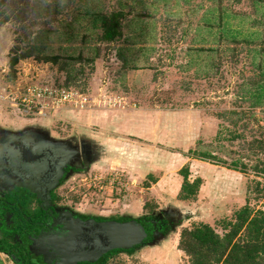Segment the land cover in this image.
Instances as JSON below:
<instances>
[{
	"label": "rangeland",
	"instance_id": "1",
	"mask_svg": "<svg viewBox=\"0 0 264 264\" xmlns=\"http://www.w3.org/2000/svg\"><path fill=\"white\" fill-rule=\"evenodd\" d=\"M261 1L8 0L2 5L4 16L12 19L0 23V133L33 130L85 155L89 170L69 177L61 191L62 203L75 211L115 222L137 221L152 211L155 220L168 221L166 236L160 232L132 255L120 254L109 264H189L176 245L181 230L205 224L221 235L223 224L246 204L264 212V201L255 192V183L264 190V177L186 157L191 150L217 146V113L247 106L237 99L240 87L259 67L264 70ZM119 11L125 15L123 35L130 45L98 43L94 34L83 48L80 37L93 30L77 17ZM147 13L152 17L143 25L137 16ZM40 30L49 32L42 45L63 57L82 51L85 60L94 55L92 48L99 49L93 64L76 63L84 73L71 82L73 90L86 95L85 110L62 108L33 118L6 101L17 87L55 88L67 82L56 66L32 59L20 61L11 74V50H28ZM231 38L252 42L231 44ZM140 44L155 50L148 59L153 71L123 73L117 52ZM198 46L217 50L216 57L185 55ZM220 144L223 150L239 149L237 143ZM214 152L228 159L221 150ZM185 166L189 180L201 179V186L194 200L183 202L178 200L179 171Z\"/></svg>",
	"mask_w": 264,
	"mask_h": 264
},
{
	"label": "trees",
	"instance_id": "2",
	"mask_svg": "<svg viewBox=\"0 0 264 264\" xmlns=\"http://www.w3.org/2000/svg\"><path fill=\"white\" fill-rule=\"evenodd\" d=\"M8 0H0V23L9 22L12 17L4 16L6 13L2 11V5ZM264 4V0L261 1ZM150 15V16H148ZM124 13L110 12V13H96L82 14V18L77 17V21H87L85 24L87 28L90 27L92 32H86L80 37L82 47H87V37L95 34L98 43L103 44H119L121 46H129L130 40L128 36L123 35L122 21L124 20ZM151 14L147 13L143 16L139 15L137 18L141 20L143 25L148 23ZM18 19V18H17ZM19 21V19L17 20ZM208 25V26H206ZM204 29L210 32L211 25L206 23ZM215 26V25H214ZM154 33V32H153ZM49 35L48 31H39L36 33L32 45L25 52H19L15 47L11 50L9 56V70L12 75L15 74V67L20 61L32 59L41 64H50L56 66L60 72H63L67 77V82L64 85H55V88L65 90L75 89L73 81H76L78 76L83 75V68H77L76 63H81L84 60L83 52L80 51L77 56H61L54 54L48 46H43V38ZM72 34H69L71 37ZM154 35V34H153ZM145 37H149L146 35ZM222 32L219 31V40L221 42ZM231 44L247 43L251 44V40L247 41L237 40L231 38ZM154 45L157 42H153ZM140 48H121L117 52V58L122 64V71L125 72H139V71H153L154 67L148 62L151 54L155 51L149 48L146 44H140ZM153 47V46H152ZM250 52V48H248ZM95 50L94 55L85 58L84 62L93 64L99 57V49L94 47L90 51ZM260 50H256L258 55ZM217 50L211 48H192L187 50L186 56H196L201 58L205 55L208 58L212 55L216 57ZM185 56V57H186ZM135 60H142L139 64ZM256 60V57L253 58ZM216 67V66H215ZM213 66V68H215ZM259 72H254L252 76H248L246 83L240 88L239 97L241 101L247 103L246 108L235 106L231 110L220 112L216 114V119L219 121L218 133L215 138L217 146H209L208 148H200L191 150L186 157L206 162L209 164L222 166L228 170L246 173V171H253L256 177H264V70L260 68ZM243 89V90H242ZM261 116V119H259ZM226 124L227 127L224 125ZM251 125L254 127H251ZM227 135H226V134ZM227 141L231 145L238 144V150H223L225 149L220 143ZM215 147V148H214ZM212 148V149H211ZM225 153V158H221L217 152ZM226 151V152H225ZM183 182L178 195L179 201L194 200L199 192L201 186V179H195L192 182L189 180V167H183L179 171ZM259 183H255V192L260 199L264 201V190H261ZM264 203V202H263ZM150 211L149 216H143L137 220L147 231L152 228V222L155 220ZM106 219L99 218V221ZM131 221L130 219H122L120 222ZM170 230L168 222L163 220L161 234L166 236ZM223 234H218L213 228L208 225L200 224L181 230L178 239L177 249L187 258L189 264H264V212L262 210H253L249 204L237 211L232 221L226 222L222 227ZM152 238L147 239L142 246L152 242ZM142 246L135 247L128 251H112L97 264H109L112 258L120 254L130 256ZM0 251H5L0 248Z\"/></svg>",
	"mask_w": 264,
	"mask_h": 264
},
{
	"label": "flooded vegetation",
	"instance_id": "3",
	"mask_svg": "<svg viewBox=\"0 0 264 264\" xmlns=\"http://www.w3.org/2000/svg\"><path fill=\"white\" fill-rule=\"evenodd\" d=\"M11 138L15 140L10 142ZM89 166L85 155L36 131L0 133V248L5 250L0 254L11 264H46L34 256L33 242L42 245L41 238L62 236L70 218L113 221H99L98 216L62 203L61 191L68 178L87 172ZM163 220L153 221L159 232Z\"/></svg>",
	"mask_w": 264,
	"mask_h": 264
},
{
	"label": "water",
	"instance_id": "4",
	"mask_svg": "<svg viewBox=\"0 0 264 264\" xmlns=\"http://www.w3.org/2000/svg\"><path fill=\"white\" fill-rule=\"evenodd\" d=\"M13 140L15 138H11L10 142ZM6 146L8 145L3 147ZM155 227L152 222L153 230L150 232L133 220L97 223L70 218L62 236L57 237L54 234L51 238V235H48L46 239L41 238L43 243L37 245L38 247L33 242L32 248L37 249L34 256L42 257L43 263L46 264H94L112 251H128L142 246L149 238L155 239L160 233ZM39 242L40 240L37 243ZM11 259L15 260V256L12 255Z\"/></svg>",
	"mask_w": 264,
	"mask_h": 264
},
{
	"label": "built area",
	"instance_id": "5",
	"mask_svg": "<svg viewBox=\"0 0 264 264\" xmlns=\"http://www.w3.org/2000/svg\"><path fill=\"white\" fill-rule=\"evenodd\" d=\"M6 101L20 114L33 118H46L62 108L83 111L87 105L86 95L76 90L37 85L17 87Z\"/></svg>",
	"mask_w": 264,
	"mask_h": 264
},
{
	"label": "crops",
	"instance_id": "6",
	"mask_svg": "<svg viewBox=\"0 0 264 264\" xmlns=\"http://www.w3.org/2000/svg\"><path fill=\"white\" fill-rule=\"evenodd\" d=\"M176 245H178V242H177V244ZM179 253H181L180 251H178ZM182 254V253H181ZM183 255V254H182ZM3 257H5L4 255H2V254H0V264H7L6 262H5V260H3L4 258ZM185 257V256H184ZM186 259V258H185Z\"/></svg>",
	"mask_w": 264,
	"mask_h": 264
}]
</instances>
